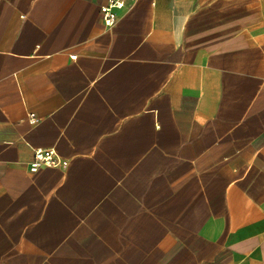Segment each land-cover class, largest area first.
<instances>
[{
    "label": "crops",
    "instance_id": "0c3cea01",
    "mask_svg": "<svg viewBox=\"0 0 264 264\" xmlns=\"http://www.w3.org/2000/svg\"><path fill=\"white\" fill-rule=\"evenodd\" d=\"M107 4L0 0V264H264V0Z\"/></svg>",
    "mask_w": 264,
    "mask_h": 264
},
{
    "label": "built area",
    "instance_id": "2783aa9c",
    "mask_svg": "<svg viewBox=\"0 0 264 264\" xmlns=\"http://www.w3.org/2000/svg\"><path fill=\"white\" fill-rule=\"evenodd\" d=\"M122 5L123 0H108V4L101 7V21L105 26H112L117 22V14L114 8ZM37 121L38 118L34 114H30V122L35 124ZM60 164V158L53 149L38 148L33 151V156L29 163V171L36 172L42 167Z\"/></svg>",
    "mask_w": 264,
    "mask_h": 264
}]
</instances>
